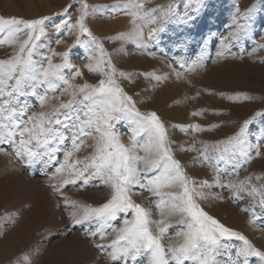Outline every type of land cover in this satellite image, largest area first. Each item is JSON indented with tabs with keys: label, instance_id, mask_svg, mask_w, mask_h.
<instances>
[{
	"label": "rangeland",
	"instance_id": "obj_1",
	"mask_svg": "<svg viewBox=\"0 0 264 264\" xmlns=\"http://www.w3.org/2000/svg\"><path fill=\"white\" fill-rule=\"evenodd\" d=\"M85 2L89 5L85 23L109 54L117 71V83L133 98L141 113L155 112L159 116L167 130L174 158L180 161L188 178L212 185L202 189L208 199L199 201L201 207L264 250V220L253 224L250 207L259 197L237 195L226 187L230 182L237 183L248 177H252L249 187L264 186V0H201L203 6L199 12L194 10L195 6H188L187 0H147L144 11L169 12L171 6L174 13H170L164 23L165 31L159 34V39L149 43L147 48L116 39L131 32L132 17L112 6L125 5L128 0ZM69 3L75 5V9L70 10L74 22L79 15L80 0H0V17L26 20L50 17L48 31L38 42L36 59L51 52L68 51L71 62L83 73L81 78L70 79V83L95 86L102 77L88 72L85 67L95 61L87 59L85 48L76 46L78 30L58 35L53 27L61 22L62 17L57 14ZM253 5L257 9L255 14L246 19L244 14ZM186 11L191 16L190 23L177 24V16H183ZM155 18L156 25L148 24L144 28L145 37L149 28L163 22V13ZM237 34L239 39L235 38ZM25 39L26 36L20 37V41ZM81 39L87 40V37L81 36ZM178 41L186 43L178 44ZM14 50L7 45L0 46V60L8 59ZM202 52L205 53L203 66H195L194 61ZM217 52L223 55L218 57ZM61 62L59 56L53 57L54 64ZM121 72L124 77L119 75ZM152 74L167 79L158 83L150 78ZM70 75L74 76V72ZM70 91L61 96L58 90L55 95L59 100L51 98L50 94L49 104L67 101ZM27 102L31 112L51 110L50 107L41 109L36 99L30 98ZM194 112L200 115L193 116ZM246 121H250L245 139L251 160L245 163L243 157L229 159L225 156L224 161H218L213 146L236 134ZM194 125L204 131H196ZM115 127L122 142L130 144L132 126L120 122ZM143 139L138 138L140 143ZM93 142L89 138L72 160H83L90 155L89 145ZM257 146L259 157L255 155ZM70 147L68 144L67 148ZM3 148L4 151H0V264H29V261L32 264H110L109 257L95 245L109 243L114 233L109 230L103 241L86 235L87 225L72 224L69 218L72 209L66 208L63 200V196H67L77 204L96 207L110 198V189L93 180L86 187H64L63 196L54 194L49 185L57 183L50 178L58 164L37 162L29 166L11 154L10 146ZM204 149H207V160L201 156ZM64 151L62 148L57 153L60 163L64 162ZM217 176L225 186L216 185ZM150 197L151 194L144 192L134 195L133 199L152 211V219L159 220L155 197ZM246 208L249 209L247 214L242 211ZM255 212L257 216L261 214L258 207ZM167 219L172 227L164 242L178 243L179 238L175 236L180 227L178 217ZM229 243L233 251L242 246V242L235 240ZM253 264L260 262L253 260Z\"/></svg>",
	"mask_w": 264,
	"mask_h": 264
},
{
	"label": "snow or ice",
	"instance_id": "obj_2",
	"mask_svg": "<svg viewBox=\"0 0 264 264\" xmlns=\"http://www.w3.org/2000/svg\"><path fill=\"white\" fill-rule=\"evenodd\" d=\"M146 2L128 0L125 5L112 6L121 8L132 17L131 32L119 35L117 40L147 48L149 43L159 39V34L165 31L164 23L171 13V6L169 12H163V9L144 11ZM187 5L195 6L196 12L203 6L201 0H187ZM74 9L75 5L69 3L62 13L57 14L62 20L53 27L58 35L78 30L76 46L85 48L87 59L95 61L85 67L88 72L102 77L95 86L70 83V79L81 78L83 73L71 62L68 51L51 52L36 59L38 42L48 31L50 17L30 20L0 17V46L15 49L8 59L0 60V151H4V145L10 146L11 154L29 166L37 162L58 164L50 178L57 183L49 185L54 194L63 196L64 187H86L93 180L110 189V198L96 207L77 204L63 196L65 207L72 209L69 217L72 224L87 225L89 231L86 235L103 241L109 230L114 233L109 243L95 245L109 257L110 264H253V260L264 264V250L201 207L199 201L208 199L202 189L212 185L188 178L180 161L174 158L167 130L159 116L155 112L141 113L133 98L117 83V71L109 54L85 23L89 5L80 0L79 15L73 22L70 10ZM256 10L253 5L245 12V18L251 19ZM160 13H163V22L149 28L145 37L144 28L148 24L156 25L155 17ZM190 21L187 11L176 18L180 25H187ZM21 36L27 39L20 41ZM81 36H86L87 40H82ZM235 38L239 39V34ZM222 55L217 52L218 57ZM55 56H59L62 62L54 64ZM204 59L205 53L202 52L194 65L202 67ZM73 72L74 76H71ZM119 75L125 76L123 72ZM150 78L158 83L167 79L155 74ZM58 90L61 96L71 90L70 99L50 105V94L51 98L59 100L55 95ZM30 98L36 99L41 109L50 107L51 110L31 112L27 102ZM120 122L132 126L128 145L122 142L116 131L115 126ZM249 123L246 121L236 134L213 146L218 161H224L225 156L229 159L243 157L245 163L251 160L245 139ZM192 127L204 131L199 125ZM89 138L94 141L89 145L91 154L83 160H72L84 149ZM138 138H144L143 143ZM62 148L65 149L64 162L60 163L57 153ZM255 155H261L258 146ZM201 156L208 159L207 149L201 151ZM251 182L252 177H248L237 183L230 182L226 187L237 195L259 197L256 204L250 206L255 224L256 220H264V186L249 187ZM215 183L225 186L219 176ZM144 192L155 197L159 220L152 219V211L134 201V195ZM256 207L260 209L259 216ZM242 211L247 214L249 209ZM130 213L131 218H128ZM173 216L178 217L180 227L175 236L179 242L165 244L172 227L167 218ZM117 222L121 226L117 227ZM233 240L242 242V246L234 251L229 243Z\"/></svg>",
	"mask_w": 264,
	"mask_h": 264
},
{
	"label": "bare ground",
	"instance_id": "obj_3",
	"mask_svg": "<svg viewBox=\"0 0 264 264\" xmlns=\"http://www.w3.org/2000/svg\"><path fill=\"white\" fill-rule=\"evenodd\" d=\"M224 83V82H223ZM238 84V83H237ZM221 85V84H220ZM238 86V85H237ZM185 119V118H184Z\"/></svg>",
	"mask_w": 264,
	"mask_h": 264
}]
</instances>
